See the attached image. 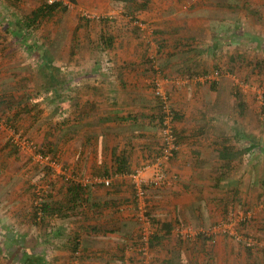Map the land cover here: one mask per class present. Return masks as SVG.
<instances>
[{
	"label": "crops",
	"instance_id": "0c3cea01",
	"mask_svg": "<svg viewBox=\"0 0 264 264\" xmlns=\"http://www.w3.org/2000/svg\"><path fill=\"white\" fill-rule=\"evenodd\" d=\"M25 1L36 4L25 12L26 16L46 0ZM73 4V10L65 11L64 22L52 24L55 28L40 38L31 33L26 34L27 39L21 37L17 32L23 16L0 11V94L7 91L16 97L29 95L24 99L25 104L35 108L17 123L31 131L39 125L44 109L37 97L39 86L32 81L33 76L37 77L36 71H31L36 66L35 56L48 57L66 75H77L75 82L65 81L61 87L79 92L78 101L72 105L77 114L66 118L71 131L63 143L51 147L62 156L60 164L65 165L63 173L56 169L62 176L60 179L84 175L83 179H91L88 182L92 186L81 208L65 212L66 219L58 214L54 216L52 223L57 221L61 227H53L52 232L59 228L61 236L46 245L38 246V240H34L28 249L46 246L51 254L46 256H50L52 264H142L138 262L141 261L137 252L139 226L133 217L134 193L128 177L116 172L111 187L98 181L112 175L115 153L127 155V172H130L157 152L160 108L150 91L149 80L163 73L172 76L163 84L177 111L180 149L170 168L178 173L179 179L170 188L149 190L148 212L160 240L150 246L148 263H144V258L142 262L239 264L235 255L240 248L233 246L228 235L216 236L214 240L198 236L195 240H185L178 237L177 226H202L218 221L231 205L252 207L249 202L254 201L257 191L254 182L249 181L244 188L245 182L241 183L239 178L245 179L246 174L237 173L232 178L231 174L222 172L224 163L219 157L208 155L217 152L215 142L219 134L214 128L223 117L228 118L221 104L229 95L222 92L220 82L213 88L210 83L199 81V76L210 72L233 51L224 38V29L217 28L215 23L227 27V31L239 32V36L232 33V37L241 39L245 33L239 28L243 29L246 18L254 22L251 17L257 16L264 23V0H76ZM80 9L94 16L84 17ZM11 15L16 20L12 21ZM137 19L144 28L133 24ZM103 40H108L105 47L111 59L110 68L115 72L109 81L107 77L98 78L97 61L99 64L103 51H97L95 45ZM17 44L26 48L29 57L17 56L21 52L16 51ZM155 56L160 66L157 73L151 67H144L149 57ZM226 83L228 91L238 90L236 83L235 88L229 81ZM222 84L226 89L225 83ZM72 137L75 142L69 143L67 139ZM6 145L5 132L0 130V197H10L18 203L17 197H29L30 186L22 182L21 166L16 168L18 154H13L11 146ZM260 191L257 197H261ZM66 195L67 189L63 197ZM11 208L10 214L5 215L10 217L15 210L17 216L19 208L15 209L16 205ZM26 217L29 220L28 214ZM11 227L12 224L6 228ZM0 228L1 231L3 226ZM27 233L29 230L22 237L26 238ZM74 236L78 243L70 241Z\"/></svg>",
	"mask_w": 264,
	"mask_h": 264
},
{
	"label": "rangeland",
	"instance_id": "374dc122",
	"mask_svg": "<svg viewBox=\"0 0 264 264\" xmlns=\"http://www.w3.org/2000/svg\"><path fill=\"white\" fill-rule=\"evenodd\" d=\"M13 3H10V2ZM43 1V0H38ZM68 1V0H67ZM15 2V3H14ZM22 2V3H21ZM25 0H5V4L3 5V0H0V11H3V14H16L25 16V12L32 10V6L36 5L35 2ZM70 10H73L74 4L69 3ZM11 8V10H8L7 8ZM68 8V9H69ZM17 12V13H16ZM79 13L82 14V16L86 17V15H93L92 12L89 11H83L79 10ZM65 11H57L52 16L44 17L42 20L37 23L38 28H33V30H27L28 34L31 33L32 36H37V38H40L44 33H49L51 28H55V26L51 27L52 24L56 25V22L63 23L66 16ZM255 16V15H254ZM9 17V16H8ZM88 17V16H87ZM259 17V15H258ZM16 16L14 19V16L11 15V20H16ZM254 18V22H252V19L249 20L248 18L244 21V27L243 29H240L239 31L242 32L244 30V37L241 39H236L232 37V33L234 30H226V28L221 27L219 24L215 23V26L217 28H223L224 32H222L225 35L226 42L228 43V47H231L230 50L233 49V51L229 54V56L223 60L219 61V63H216L217 66H213L210 72L207 74H203L200 77L201 80L206 83H210L212 81H217V79H208V77L216 70H218L221 74L218 77V83L220 82L221 90L223 93L226 92L228 97L224 98V104H221V110L223 113H226L228 115V118L225 119L224 117L220 121L221 123L217 124V127L215 126L214 131L219 134L218 140L216 139L215 145H217V152L208 154L210 157H214L219 155V143L222 140V137L228 138V144H231L234 146L235 149H243L247 148L251 143H256L257 147H255L252 151H249L245 153L242 157V159H237L234 161L230 169H228L225 164L221 165L222 169L226 168V170L223 169L224 172H227L228 175L231 174L232 178L237 173L246 174V178L244 179V176H241L239 179L240 182L245 185L244 188H247V184L249 181L252 183L254 182V186L257 187V191L255 192V199L254 201H250L249 204L252 205V207H238L236 205L229 206L228 211H235V213H241L242 212H249L250 218L246 220V223H243V225L239 226V231L242 233V235L246 236L247 234L249 237H252L256 241L255 248L251 250V254L249 253V250L246 248L245 245L238 242L234 237L229 236L231 239V242L234 244L233 246H237L240 248L237 252L238 255H235V260L238 261L240 264L241 262L244 264H264V112H263V106H264V23L260 22L261 20L259 18ZM139 19V18H138ZM134 21V25H141L142 22L140 20ZM100 21V19H98ZM257 22V23H256ZM70 23V22H69ZM68 23V26L70 25ZM145 27V25H144ZM142 27V28H144ZM233 28V27H232ZM231 28V29H232ZM236 29V28H235ZM237 30V29H236ZM230 31V32H229ZM101 32L100 28L97 29V34ZM212 35V34H211ZM259 36V37H258ZM251 37H257L259 40L257 41L254 38ZM106 40H103L102 42L96 43L97 51H103L101 52V57L99 59V64L97 61L98 69L100 70V73L98 75V78L104 79V77H107L108 81L115 76V72L110 68L111 66V59L109 58V52H107V49L105 47ZM227 46V45H226ZM16 51H21L18 53L17 56L27 57L28 53L25 51V47L17 44ZM106 49V50H105ZM24 50V51H23ZM42 50H39V52ZM58 52V50L56 51ZM22 53V54H21ZM233 54V55H232ZM59 56H62L61 51L59 52ZM29 57V56H28ZM36 57V66L31 71L35 72L37 77H32V81H35L38 84L39 90L37 91L38 99L40 100L41 105H43L42 108L43 112L41 114V118L39 125H42L41 127L37 126L36 128L32 129L31 131L22 129L20 127L19 132H15L14 128L10 126V124H5L4 120H1L0 118V130L5 132V137L7 139L8 135H13L15 133H20L21 136H26L31 144L30 147H27L23 150H21L20 155H18V159L16 162L17 166L16 168H20L22 170L23 178L22 182L24 184L29 185V197H17L19 198V202L16 203L15 201H11L10 197H0V227L3 226L2 230L0 231V264H26L24 254L27 252L29 253H44L45 255H51L47 251V247L45 248L39 247L37 250H31L28 249L34 242V240H40L42 237L40 236L39 226L38 225H32L30 224L31 219H27L26 215L28 214V217H32L33 207L37 208V200L39 197L36 195V190L40 189L43 191L44 197H42L43 201L52 199L54 201H66L65 197H63L64 192L67 189V183L70 181L73 182H80L81 184L87 183L91 179H83L82 176L75 177L73 179H60L62 176L59 174L58 170H60L61 173L64 169V164L62 163V156L59 154V152H54L55 148L53 149L51 145L55 144L58 145L60 142L63 143L64 137H67V133H69L70 124H60L63 120H65L66 115L70 116L71 118L75 116L76 110L72 109L73 104L78 101L79 99V92L77 90H67V89H61L58 87V84L67 82L68 80L72 83L77 80V75L75 74H64V72L61 69V66L58 70V79H60L59 82H53L49 83V80L46 84L45 80H42L41 76V67H37L39 64L44 65V59L41 56H35ZM22 58V59H23ZM151 60V61H150ZM219 60V59H218ZM218 60H216L218 62ZM260 61V66H258V62ZM150 62V64H149ZM146 69H149L148 67H152L155 69L156 73L159 71V61L156 58V56L152 59L149 57L147 62L144 64ZM155 73V74H156ZM34 74V75H35ZM228 75V76H227ZM224 76V77H222ZM29 77V76H28ZM172 77V76H171ZM171 77H168L166 74H160L155 75L153 78H151L150 81V91L152 95L156 97L159 108H160V98L155 94V88L154 83L155 80H160L162 83L167 82L170 80ZM221 78V79H220ZM174 79V78H173ZM171 79V80H173ZM220 79V80H219ZM106 80V81H107ZM104 81V80H103ZM226 81H229L231 85L235 88L234 84L236 83V87L238 90L235 92H230L227 90L228 86ZM222 83H225L226 89ZM4 85V84H3ZM219 85V84H217ZM163 90L167 92L164 89V84H162ZM241 90V91H240ZM222 93V94H223ZM168 94L169 101L171 106H173V98L172 96ZM175 109V108H174ZM74 110V111H73ZM176 111V109H175ZM160 112V111H159ZM177 113V111H176ZM177 120V117H176ZM60 125V126H59ZM65 125V126H64ZM64 126V127H63ZM175 127H176V121H175ZM159 130V143H158V150H160L161 147V137H160V126H158ZM176 135L178 138V132L176 127ZM261 135V138H258V136ZM67 141L70 143V141L75 142V138L72 137L70 139H67ZM179 141V138H178ZM13 144V143H12ZM180 144V142H179ZM36 145V146H35ZM10 146L9 144L6 145ZM52 148V150H51ZM36 149L39 151H46L47 154L50 155L51 159L54 160L59 166L57 167L58 170H53L51 172H47L45 169V164H42L38 162L36 159H34V156H36L39 152L36 153ZM160 152V151H159ZM15 154V153H14ZM158 153L156 152L153 156L149 155L147 157L148 160H145V162L149 161V163H153L152 161L156 158V155ZM37 158V157H36ZM175 158V157H174ZM173 158V159H174ZM172 159V160H173ZM51 160V161H52ZM218 161V160H217ZM172 163V161L170 162ZM64 165V166H63ZM48 166V165H46ZM63 166V168H62ZM140 166V165H139ZM138 166V167H139ZM51 167V166H49ZM54 169V168H53ZM136 169V168H135ZM68 172V170H67ZM149 175L151 174V171H147ZM147 173V175H148ZM177 173V172H176ZM44 174V176H43ZM72 175V174H71ZM130 185H132V193L134 196V202L132 205H134V218L137 222V216L139 211L136 207V189L135 186L130 178H127ZM254 179V180H253ZM84 180V181H83ZM259 181V183H258ZM59 182L63 183L64 185L59 184ZM91 182V181H90ZM92 183V182H91ZM251 183V184H252ZM256 183V185H255ZM95 185V183H92ZM56 185V186H55ZM61 185V186H60ZM242 186V187H243ZM85 187V185H84ZM88 189H92V186L87 184ZM111 187V186H110ZM60 188V189H59ZM156 189V188H154ZM254 189V188H253ZM261 190L260 195L261 197H257L258 190ZM52 190V191H50ZM54 194H51V193ZM253 192V191H252ZM252 192L250 195L252 196ZM51 195V196H50ZM16 198V197H12ZM148 198V197H147ZM256 200V201H255ZM11 201V203H9ZM148 201V200H147ZM256 204H255V203ZM16 205V208H19V212L17 213V216H15V210L12 211V215L8 217L7 213L11 211V206ZM70 211V210H69ZM26 213V214H25ZM150 216L149 212H147ZM10 214V213H9ZM223 216H226L223 214L220 218ZM59 217V215H58ZM152 217V216H151ZM69 218V217H67ZM66 219V218H64ZM63 219V220H64ZM61 220V219H58ZM73 221L76 220V218L72 219ZM221 221V219H219ZM68 221H70L68 219ZM57 222V221H56ZM56 222L49 224V228L53 230V227L57 228L59 225ZM61 222V221H60ZM138 223V222H137ZM13 225L10 229L6 228L9 225ZM217 222H212L207 225L202 226H192L191 224H179L177 228L183 227V226H190L193 227V230H199V229H205L207 231H212L214 225H216ZM67 227V226H65ZM1 229V228H0ZM29 233L26 234V238L22 237V233H25V231H28ZM180 229H177V232ZM5 231V232H3ZM224 235L220 232H217V234H213L209 232L207 236H213L216 239V236ZM181 238V236H178ZM182 239V238H181ZM18 240L21 241L20 244L16 243ZM43 241V238L41 239ZM15 241V243L13 242ZM14 244L16 246H14ZM11 246L14 247V249H10ZM242 249V251H241ZM139 255L141 256V261H138L139 263H148V257L150 254V248L145 254H141L139 251H137ZM142 258H144V263L142 262ZM46 259V256H45ZM48 263H51L50 256H47ZM146 259V261H145ZM137 262V263H138ZM43 264H47L43 263Z\"/></svg>",
	"mask_w": 264,
	"mask_h": 264
},
{
	"label": "trees",
	"instance_id": "16d2710c",
	"mask_svg": "<svg viewBox=\"0 0 264 264\" xmlns=\"http://www.w3.org/2000/svg\"><path fill=\"white\" fill-rule=\"evenodd\" d=\"M68 1L71 3H76V0H68ZM68 8H69V5L65 4L64 0H57L54 3H49L48 0H46L42 6L33 10L30 13V15L24 16L23 19L19 21L18 26H20V27L18 29L19 32H17V34L21 35V37L23 36L24 39H27L26 34H28L27 32H29V31L25 30L26 27L30 28V30H33V28L34 29L38 28L39 25H37V23H39V21L42 20L44 17L52 16L54 13H56L59 10L66 11ZM233 35L239 36V32L234 31ZM106 42H108V40ZM35 44H37V43H35ZM37 53L38 52L36 51L35 55H37ZM43 59H44V65L41 66L42 78L45 80L46 83L48 82V80H49V83L59 82L60 79L57 78L59 68L54 66L52 64V61L48 57H47V59L45 57ZM149 64H150V62H149ZM257 65L260 66V61L258 62ZM151 69L155 70L152 67H151ZM211 85L213 88H216L217 81H212ZM58 87L61 88L62 83L58 84ZM25 98L28 99L29 95H23L20 97H16L12 93H8L7 91L0 94V118H1V120H4L5 124H10V126L13 127L16 132L20 131L19 130L20 127L17 123L18 119H20L21 117H23V115L27 114L29 111H32L35 108V107L31 108V107L27 106L25 104V100H24ZM15 104H17V105L15 106ZM159 111H160V109H159ZM263 112H264V106H263ZM35 113L38 114V112H35ZM37 114H35V116ZM160 116L161 115L159 112L158 113V124H160V122H159ZM66 117L69 118L68 115H66ZM66 122H68V120L65 118V120H63L60 124L63 125V124H66ZM227 139L228 138H226L225 136L222 137V140L219 143L220 149H219L218 157L225 164V166L228 167V169H230V167L232 166V164L234 163L235 160L242 159V157L245 153L252 151L255 147H257L256 143L253 142L247 148L235 149L234 146H232L231 144H228ZM7 144H9L11 146L13 154L15 153V154L20 155L21 149L19 148V146L17 144L16 145L12 144V140H11V137L9 135L7 137ZM42 151L45 153H48L44 150H42ZM159 151L160 150H157V153H159ZM38 152H39V150H38ZM115 161L117 163L115 162L116 165H113V170L111 171L112 175H113V173L116 174V172L117 173H123V174L129 173V172H127L128 166H129L128 157L124 152L115 153ZM45 169L47 172H51L54 170L52 167H49L46 165H45ZM224 170H226V168ZM222 172H224V171H222ZM43 176H44V174H43ZM89 194H90V190L88 189L87 185H85V187H84V185L81 184L80 182L70 181L69 183H67V195L65 198V200H66L65 202L64 201L63 202L62 201L57 202V201H54L52 199L43 201L42 214H39L38 209L33 207V212L31 215L32 217H29V219H31L30 222L32 225H38L39 226V231H40L39 234L43 238V241L41 240L42 238L40 240H38V246L41 244L46 245L47 242L51 241L53 238L55 239L56 237L62 235V232L59 230V228H58V230L56 229L54 233L49 228V224H51L53 222L54 216L56 214H58L59 217L64 218V217H66L64 215L65 212H67L69 210L73 211V210H76L78 208H81L85 204L84 202L87 199L86 197H89L88 196ZM82 199H84V200H82ZM228 209H229V207L224 212V214L226 216H223L222 218H220L221 220H225V218L227 217L228 212H229ZM150 218L153 221V223L155 224L151 215H150ZM219 221L220 220H218L216 222L219 223ZM243 223H246V220L240 222V226L243 225ZM59 227H61V226H59ZM138 237H139V235H138ZM202 237H204L206 239H212V240L215 239L213 236H211V238H209L210 236H207L206 233L200 232L198 235V238H202ZM245 237H249V235L247 234ZM71 240H72V242L78 243L77 242V236H74V239H73V237H71L70 241ZM158 240H160V237L158 235H156V233H155L150 238V246L152 244H154L155 241H158ZM238 242L245 245V243L243 241H238ZM14 243H15V241H14ZM255 245H256V243H255ZM245 246L249 250L250 254H251V250L255 248V246H247V245H245ZM10 249H14V247L11 246ZM24 256H25V258L27 257V259L25 260L26 264H43V263L47 262V256L43 252L42 253H36V254H34V253L28 254L26 252L24 254ZM45 256H46V259H45Z\"/></svg>",
	"mask_w": 264,
	"mask_h": 264
},
{
	"label": "built area",
	"instance_id": "2783aa9c",
	"mask_svg": "<svg viewBox=\"0 0 264 264\" xmlns=\"http://www.w3.org/2000/svg\"><path fill=\"white\" fill-rule=\"evenodd\" d=\"M55 1L57 0H48L49 3H54ZM64 3L70 5V2L67 0H64ZM151 58L153 59L154 57ZM220 74L221 73L216 70L208 77V79L218 80ZM162 84V81L155 80V94L160 98V152L156 155V158L152 161V164L149 163V161L144 162L139 167L126 174V176L132 180L136 189V207L139 211L137 216V222L139 226V244L137 246V251L141 252V254H145L149 250L150 238L157 232L156 225L153 223L147 213L149 211V202L147 201L149 190L151 188H170L174 186L179 179L178 173L172 171L170 168V162L180 149L175 127L177 113L171 106L168 94L163 90ZM9 136L11 137L12 143L15 145L17 144L21 150L30 147L31 144H33L26 136L22 137L20 133H15ZM37 152L38 149H36V153ZM34 159L42 164L51 166L54 168V170L59 166L54 160L51 159L49 154L43 151H39V153L34 156ZM147 171H151L149 176H147ZM115 176L116 174L107 176L98 182L102 183L105 187H110L114 182ZM87 184H89V182L85 183L84 185ZM43 194L44 193L42 190H36V195L39 197L36 204L39 214H42L43 211ZM248 218H250L249 212H242L241 214L237 212L235 213V211H229L225 220H221L219 223L214 225L212 231H207L202 228L194 231L193 227L190 226H183L177 229H180L178 230V233L185 240H195L200 232L206 234H209V232L213 234L220 232L224 235L234 237L238 241H243L247 246H255L256 241L254 238L245 237L239 231L240 222L245 221Z\"/></svg>",
	"mask_w": 264,
	"mask_h": 264
}]
</instances>
